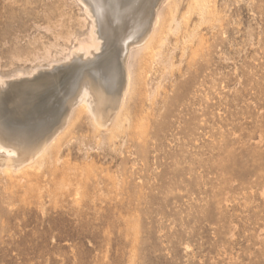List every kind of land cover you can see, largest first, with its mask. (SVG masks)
I'll list each match as a JSON object with an SVG mask.
<instances>
[{"label":"rangeland","instance_id":"374dc122","mask_svg":"<svg viewBox=\"0 0 264 264\" xmlns=\"http://www.w3.org/2000/svg\"><path fill=\"white\" fill-rule=\"evenodd\" d=\"M161 1L133 4L128 14L145 26L138 41L165 10ZM76 2L0 0L3 73L44 66L0 89V124L40 134L35 145L65 124L97 65L117 80L103 112L122 98L127 55L117 25L95 59L48 68L64 57L59 49L89 36ZM177 2L176 21L188 23L179 35L163 34L155 63L150 51L143 68L151 74L136 66L146 81L128 95L122 129L96 130L77 108L59 161L37 167L32 182L0 176V264H264V0H211L216 15L204 17L198 0Z\"/></svg>","mask_w":264,"mask_h":264},{"label":"bare ground","instance_id":"6f19581e","mask_svg":"<svg viewBox=\"0 0 264 264\" xmlns=\"http://www.w3.org/2000/svg\"><path fill=\"white\" fill-rule=\"evenodd\" d=\"M135 1L136 0H131L129 2V4L123 6L119 0H107V1L106 0H77V2H79L83 7V12L85 14L84 21L89 25V33H88L89 36L87 39L79 41L78 44H76L72 48L70 47V49H68V48L67 49L64 48L63 50H61L62 48L59 49L60 51H62V52H60L61 55L62 54L64 55L62 60L59 62L56 59H55L56 61L53 59L54 61L52 60L53 62H50L48 65V68L51 69L55 66V64L57 62L59 64L62 61H71L74 57H77V56H82L85 60H89V59H93V58L95 59L100 54H103L105 46L108 45V42L111 41L112 40L111 38H113V36L115 35L113 27L115 25H117L118 30L122 32V33H120V36H119L120 39L118 38V36H117V38L119 39L120 43L123 46V55L124 56L127 55V64L125 66L126 67V84H125V87L123 89L122 98L118 104V107L115 110H109L107 112L106 111L103 112V110L101 109L103 98H104L103 96L105 95L104 92H107V91L109 92L111 89L113 90V88H116V86L114 87V85L117 83V82H115L117 80H115L116 77L113 75V73H112L113 71L109 72L110 70H108V72H107V70H106L107 68L105 69L103 67V70H102V68L101 69L97 68L98 67V65H97L96 68H92V73L89 74L87 76V79L83 81V84L80 87V91H79L78 96L75 100L73 108L71 109V112L69 114V117H67L65 124L61 128H59L52 136H50L48 138V140H46L45 143H43L42 145H35V142H36L37 138H39L40 134L32 137L30 135H27V131H25V129H23V128L11 130L4 123L0 124V176L5 175V177L9 176V178H11L10 177L11 174L13 177H15L13 174H15L16 176H17V174H19L21 176L18 175L19 178L16 177L17 183H22L23 181L32 182L33 180L37 179L41 175V173H39V171H38V168L41 164L46 166V167H51L55 162L59 161L58 155L60 153V145L58 146V144L61 141L60 140L62 138L61 136L64 135L66 133L65 131L71 126L70 121H72V124H73L74 118H72V116L74 117V115H78L76 113L78 110L77 108H79L80 114H81V108L80 107L86 109V114H84V115H87L88 113L90 114L91 120H92L93 125L95 126L96 130L110 131L113 133V131L117 127L119 128L121 126L120 129L123 128L122 126H124V124L121 125V123L124 121H122V119H121L122 122H120L119 117L122 118L123 115L120 116V114H123L124 110L126 109L124 107L126 104H128L127 103L128 95L129 94L132 95L131 94V91H133L132 88L133 89L136 88V87H134V85H136V86L141 85L140 86V88H141L144 86V83L146 81V79L144 81V77L146 78V76H144V75H147V74H145L144 72H142L143 74L141 73L142 75L139 74L140 72L136 73V72H138L135 69L136 66L138 67V65H141V68L145 72L147 71L148 75L151 74V73H149V71L146 68L144 69L143 66H144V64L148 65V66H149V64H151V63L146 64L145 62H147L149 59L152 60V58L150 56L152 53L154 56L153 58L155 59L154 63L159 60L160 56L162 55V50H163L165 43L167 42V39H168L167 37H162L163 34L167 31L165 35H170V34L179 35L181 30H182V25L188 23V20L184 21V18L180 22H177L175 19V12H176L175 8H176V6H178V2H177L178 0H162L161 5H162V7L165 8V10L158 11V13L155 17V21H154V25H153L152 29L150 30V32L147 34V36L145 38H143L141 41H138L136 36L139 34V31L142 30V27L144 26V22L140 21L143 23V26H142V24L135 19V15L133 16V18H131L130 17L131 14H128L132 11L133 4L135 3ZM190 1L192 2L193 0H190ZM198 1H199V5L197 8H199V11L198 10L197 11L199 13L197 15L203 16V17L205 15H208V14L216 15L217 10H216V7L213 8L210 5L211 0H198ZM149 4H148V6H149ZM142 6H145V5H140V7L143 9ZM145 8H146V6H145ZM145 8H144V11L146 10ZM145 12L147 13V10ZM136 15H138V14H136ZM146 15L147 14H144L142 16H144L146 18ZM128 17H130L129 21H130L131 25L129 27L127 25L128 29H127V31H125V30H123L122 27H124V23H126L125 21L127 20ZM147 17H148V15H147ZM142 18L138 17L139 20H141ZM142 20H144V18ZM147 21H149L148 18H147ZM145 23H147V22H145ZM174 23L176 24V27H173ZM191 27H192V31H194V29L196 31L197 27L195 24L192 25ZM143 31L144 30H142V32ZM116 34H118V33H116ZM181 37H183L182 41L185 42L184 39L186 40L187 36L181 35L180 38ZM154 41L159 43V46L157 45V43L155 44L157 46H154ZM200 44H201V42H200ZM152 46H154L153 47L154 49L152 48ZM116 47H117V45H116ZM116 47L114 46V48H116ZM109 48H110V46H109ZM155 50H157V51L154 53ZM150 51L151 52L153 51V52L151 53ZM120 52H121V50H120ZM114 53H116V52H114ZM48 54H49V52H47V55H46L47 57H48ZM59 55L60 54H57V56H59ZM148 56H149V59H148ZM15 59L18 62H20V64L21 63L25 64V63L30 62L28 59L24 60V59L18 58V57H15ZM37 59L40 60V58H37ZM145 60H147V61H145ZM110 61H111V59H110ZM114 63L115 62H113V64ZM99 64H101V63H99ZM102 64H103V61H102ZM152 65H153V63H152ZM101 66L102 65H100V67ZM43 67L44 66L39 65V66L34 67L28 73H26L25 71L19 70L13 74L6 75L3 73L2 65H1V61H0V70H1V72H0V89L7 88L11 82L19 81V80H22L24 78H27V77L30 78L32 76L37 75L38 73H40L44 69ZM108 67H110V66H108ZM112 67L114 68L113 65H112ZM149 67H151V66H149ZM120 68H119V71L121 70ZM104 70H106V71H104ZM115 70L117 71L118 68L117 69L115 68ZM137 70H139V69H137ZM119 71H117V72H119ZM135 73L138 75H136ZM118 74L116 73V75H118ZM121 74L123 75V71ZM135 75H136V77L137 76L139 77V75L144 76V77L140 76L141 78H143V80H141V82H140L141 78L139 77L140 78L139 79L140 84L137 82L138 80L136 81ZM138 77H137V79H138ZM76 78H77V76H76ZM120 78L121 77L119 75V78H117V79H120ZM143 81H144V83H143ZM72 86H73V84H72ZM137 88H136V90H134L135 92L137 91ZM114 90H113V92L115 94ZM109 93H112V92H109ZM130 98H131V96H129V100H130ZM75 109H77V110H75ZM122 110H123V112H122ZM74 111H76V112H74ZM87 111H88V113H87ZM123 120H125V119H123ZM118 128H117V130H119ZM117 130H115V131H117ZM40 159H44V161L41 160L44 164L40 161ZM35 163L36 164L39 163V165H36ZM41 167L42 166H40V170L42 169ZM30 168H34L33 173L30 172V170H32ZM35 168H37V170ZM43 168H45V167H43ZM28 169H30V170H28ZM36 171H38V172L36 173ZM42 171L43 170H41V172Z\"/></svg>","mask_w":264,"mask_h":264}]
</instances>
